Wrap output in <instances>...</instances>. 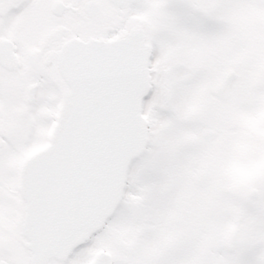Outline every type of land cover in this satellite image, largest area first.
I'll return each mask as SVG.
<instances>
[{
	"label": "snow or ice",
	"instance_id": "obj_1",
	"mask_svg": "<svg viewBox=\"0 0 264 264\" xmlns=\"http://www.w3.org/2000/svg\"><path fill=\"white\" fill-rule=\"evenodd\" d=\"M0 264H264V0H0Z\"/></svg>",
	"mask_w": 264,
	"mask_h": 264
}]
</instances>
